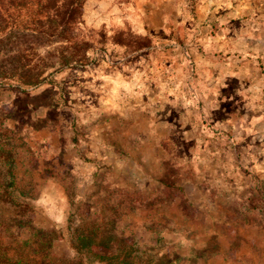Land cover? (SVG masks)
Returning <instances> with one entry per match:
<instances>
[{
  "label": "rangeland",
  "instance_id": "rangeland-1",
  "mask_svg": "<svg viewBox=\"0 0 264 264\" xmlns=\"http://www.w3.org/2000/svg\"><path fill=\"white\" fill-rule=\"evenodd\" d=\"M78 4L76 39L26 52L42 81L0 86L50 264H264V0ZM106 216L121 241L78 253Z\"/></svg>",
  "mask_w": 264,
  "mask_h": 264
},
{
  "label": "trees",
  "instance_id": "trees-1",
  "mask_svg": "<svg viewBox=\"0 0 264 264\" xmlns=\"http://www.w3.org/2000/svg\"><path fill=\"white\" fill-rule=\"evenodd\" d=\"M81 14L78 0H0V55H6L0 56V86L10 80H19L25 85L40 83L45 63L33 62L34 56L26 52L33 50L34 44L45 46L76 39ZM6 118L0 115V202L6 205L4 211L0 207V217L4 216L0 224L9 236L5 255L16 264H50L48 254L58 235L55 230H40L32 221L33 206L27 200L29 190L19 185L17 170L18 150L27 144V139L20 130L5 124ZM105 219L74 237L78 253L105 258L94 249L121 241L115 233L114 218L106 216ZM110 258L111 264H144L131 249L121 248ZM147 263L172 264V259L159 255L158 260Z\"/></svg>",
  "mask_w": 264,
  "mask_h": 264
}]
</instances>
